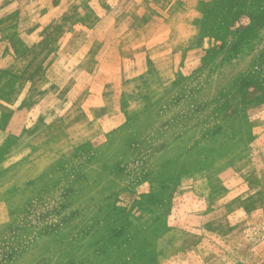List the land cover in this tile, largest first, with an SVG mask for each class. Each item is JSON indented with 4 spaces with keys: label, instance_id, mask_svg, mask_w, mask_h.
Returning <instances> with one entry per match:
<instances>
[{
    "label": "rangeland",
    "instance_id": "obj_1",
    "mask_svg": "<svg viewBox=\"0 0 264 264\" xmlns=\"http://www.w3.org/2000/svg\"><path fill=\"white\" fill-rule=\"evenodd\" d=\"M0 264H264V0H0Z\"/></svg>",
    "mask_w": 264,
    "mask_h": 264
}]
</instances>
